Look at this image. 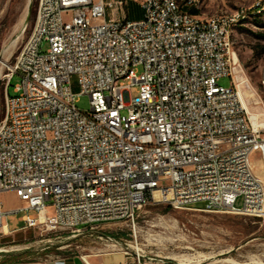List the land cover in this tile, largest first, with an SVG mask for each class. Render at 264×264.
I'll use <instances>...</instances> for the list:
<instances>
[{
    "label": "built area",
    "instance_id": "2783aa9c",
    "mask_svg": "<svg viewBox=\"0 0 264 264\" xmlns=\"http://www.w3.org/2000/svg\"><path fill=\"white\" fill-rule=\"evenodd\" d=\"M130 3L141 18H128ZM185 6L197 1L38 0L2 76L0 193L23 204L0 200V232L8 213L24 212L26 228L76 232L135 223L150 203L264 217L250 161L258 151L264 167V130L240 100L226 39L244 12L206 23ZM225 76L230 87L218 82ZM78 94L90 110L77 108Z\"/></svg>",
    "mask_w": 264,
    "mask_h": 264
},
{
    "label": "rangeland",
    "instance_id": "374dc122",
    "mask_svg": "<svg viewBox=\"0 0 264 264\" xmlns=\"http://www.w3.org/2000/svg\"><path fill=\"white\" fill-rule=\"evenodd\" d=\"M183 1V0H182ZM197 7L185 6L202 17L244 9L245 16L235 26L232 39L238 59V75L243 101L253 122L264 130V0H196ZM28 0H0V11L17 16L20 21ZM38 0H30L26 25L22 31H3L7 37L0 45V123L5 116L7 72L5 64L15 61L34 25ZM128 18L143 16L137 3L125 7ZM6 13V12H5ZM17 13V14H16ZM6 20V19H5ZM4 21V20H3ZM47 45L44 46V50ZM21 78L15 75L8 92L15 95L14 87ZM219 84L230 87V77H221ZM238 83V82H237ZM75 104L81 111L91 108L90 97L78 94ZM253 170L264 174L260 153L250 155ZM6 209L17 206L14 193H1ZM242 205V200L237 201ZM167 204L150 203L142 207L138 217L131 221H112L91 229L46 232L39 228H26L24 212L8 213L10 228L0 232V264L12 260L37 261L66 258L94 253L125 252L137 264H264V217L229 212H208L201 207L176 209ZM33 244V245H31ZM29 246V247H28ZM136 246V247H135ZM20 248V249H17Z\"/></svg>",
    "mask_w": 264,
    "mask_h": 264
},
{
    "label": "crops",
    "instance_id": "0c3cea01",
    "mask_svg": "<svg viewBox=\"0 0 264 264\" xmlns=\"http://www.w3.org/2000/svg\"><path fill=\"white\" fill-rule=\"evenodd\" d=\"M28 13L29 11L27 12V15ZM26 17L24 19V23H22L21 21L22 18L19 21L17 16H15V13H14V15H12L13 19H11L10 15H7V9L6 10L3 9L0 11V28L4 32L5 31H21V29H23L26 25ZM6 42H7V37L4 36L0 38V45L2 47L6 44ZM4 193H9V192H4ZM17 202H18L17 206H20L23 204V202L19 198H17ZM7 228L8 229L10 228L9 224ZM1 264H137V263L133 257L126 255L125 252L114 251V252L87 254L85 256L80 255V256H72V257H66V258H56V259L37 260V261H14V262H7V263H1Z\"/></svg>",
    "mask_w": 264,
    "mask_h": 264
},
{
    "label": "bare ground",
    "instance_id": "6f19581e",
    "mask_svg": "<svg viewBox=\"0 0 264 264\" xmlns=\"http://www.w3.org/2000/svg\"><path fill=\"white\" fill-rule=\"evenodd\" d=\"M183 1L182 0H173V2H175V4H182ZM29 6H30V0H28V2H27L26 11H25L24 16H23V18L21 20L22 23H24V19H25L26 15H27V12L29 11L28 10ZM239 11L240 12H244V13L238 15V19H237V22L235 24H232L230 27H226V39H230V43H231V47H232L233 52H234V42H233V39H232V33H233V30H234L235 26L242 20V18L245 16V13H246L244 9H239ZM228 19H234V11L215 14V15L210 16V17H202V16H200L198 14H195V21H198V22L214 23V21H218V20H228ZM21 31H22V29H21ZM237 87H238V92H239L240 100H241L243 106L247 109V106L245 105V103L243 101L244 100L243 99V91H242L241 88H239L240 87V82L239 81L237 83ZM255 124H257V123L255 122L254 125ZM255 126L258 127L259 125L258 126L255 125ZM260 165H261L262 170H263L264 167H263V165H262L261 162H260ZM258 176L264 181V174L263 175H258ZM4 229L7 230V227H5ZM31 245H33V244H31ZM17 249H20V248H17ZM8 250L7 249H4V248H1L0 249V252H5V251L7 252ZM86 259H87V257H86Z\"/></svg>",
    "mask_w": 264,
    "mask_h": 264
},
{
    "label": "trees",
    "instance_id": "16d2710c",
    "mask_svg": "<svg viewBox=\"0 0 264 264\" xmlns=\"http://www.w3.org/2000/svg\"><path fill=\"white\" fill-rule=\"evenodd\" d=\"M168 207H171V206L169 205ZM14 261H18V260H12V261H9V262H14ZM5 263H7V262H5Z\"/></svg>",
    "mask_w": 264,
    "mask_h": 264
}]
</instances>
